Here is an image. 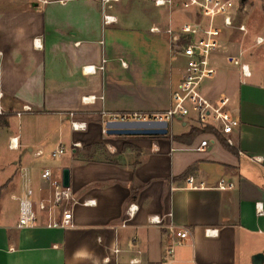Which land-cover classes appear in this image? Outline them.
I'll use <instances>...</instances> for the list:
<instances>
[{"label":"crops","instance_id":"1","mask_svg":"<svg viewBox=\"0 0 264 264\" xmlns=\"http://www.w3.org/2000/svg\"><path fill=\"white\" fill-rule=\"evenodd\" d=\"M121 1L0 0V105L7 112L0 131L17 153L11 167L0 164V177L6 175L0 179V264H162L171 236L148 219L169 214L190 232L167 258L171 264H253L264 254V83L253 79L264 82V74L250 60L242 62L251 72L244 79L224 44L213 57L217 73L201 92L212 102L231 99L241 122L233 148L218 140L198 152L210 138L203 134L189 145L166 137L107 136L111 115L169 110L185 73V60L172 52L165 31L186 15L142 0L132 18L124 7L116 9ZM104 15L114 22L105 25ZM132 24L140 30L120 32ZM26 106L31 112L23 114ZM12 119L26 129L15 133ZM75 122L86 128L74 131ZM175 122L184 132L173 135L171 123V137L199 128L192 120ZM65 142L71 155L53 159ZM46 169L60 181L69 170L76 200L95 204L72 208V229H46L47 214L38 213L35 228L18 230L25 188L34 191L36 204L49 196L41 177ZM189 177L206 188L190 190ZM220 180L234 189L217 190ZM132 205L137 211L128 220Z\"/></svg>","mask_w":264,"mask_h":264},{"label":"built area","instance_id":"2","mask_svg":"<svg viewBox=\"0 0 264 264\" xmlns=\"http://www.w3.org/2000/svg\"><path fill=\"white\" fill-rule=\"evenodd\" d=\"M102 1L104 4H109L118 0ZM154 4L158 8H167L169 12L177 10L188 15V20L183 21L179 26H175L172 22L165 31L169 37L172 52L185 60V73L173 92L172 107L166 112L158 114L111 115L108 117V121H165L171 124L175 121L192 120L197 123L199 128H212L223 138L227 146L235 147L234 134L239 130L241 122L239 117L230 110L231 99L222 97L218 102H212L203 96L201 86L205 80L213 78L217 73L213 57L223 47L222 36L225 30L247 33L244 24L237 26L241 2L239 0H154ZM103 22L105 25H110L114 22V18L104 15ZM151 31L159 33L160 29L154 28ZM256 44L263 45L264 38L258 37ZM242 55L240 53L237 58L231 57L230 61L235 66H240L244 79H249L251 72L249 66L241 62ZM84 72H95V68H84ZM1 97L2 95H0ZM84 100L87 101L88 99ZM29 112H31V108L27 106L23 108V114ZM104 115L107 116V114ZM5 116H7V112L0 105V118ZM16 116L21 117L22 113H18ZM72 128L74 131H81L86 128V125L75 122L72 123ZM203 135L210 138L201 141L200 145L195 148L198 152H203L218 142V138L213 134L204 133ZM73 146L79 147L80 144L75 143ZM13 147L14 140H11L10 148ZM65 151V148L60 146L51 154V157L53 159L60 158L65 154ZM36 155L41 157L43 154L38 152ZM22 174H25V170L22 171ZM41 177L49 188V196L36 204L34 191L29 187L25 188L22 196L18 198L17 229L35 228L39 220L38 213L47 214L46 229L67 230L74 228L72 208L76 205L91 206L95 204V201L82 203L77 201L71 188H64L62 181L54 178L49 169L44 170ZM186 183L190 190L206 188L204 182H197L193 177H189ZM216 189L230 191L234 189V185L225 180H220ZM136 211V206L129 207L127 210L128 220L134 218ZM171 218L172 214L164 217L151 216L148 219L151 226L166 230L171 236L167 257L162 264H171L169 260L173 257L175 249L190 239V232L186 228L173 224L170 221ZM122 227L125 228L126 224H123ZM206 235L209 237L216 236L217 231L207 230ZM168 257L169 260H167Z\"/></svg>","mask_w":264,"mask_h":264},{"label":"rangeland","instance_id":"3","mask_svg":"<svg viewBox=\"0 0 264 264\" xmlns=\"http://www.w3.org/2000/svg\"><path fill=\"white\" fill-rule=\"evenodd\" d=\"M141 1L142 0H122L121 3L116 6V9L122 10V7H124V9L128 13L132 14L131 17L135 18V6ZM239 1L241 2V8L237 17V26L244 24L246 26L247 33H242L237 30H225L222 36V43L225 47H229L230 51L229 54L227 53L228 56H234L237 58V51H243L244 56L243 59L241 58V62L250 60L257 61L259 71L264 74V44H256V40L258 37L264 38V0ZM185 15L187 17L186 20H188V15ZM185 15L181 14V17L185 19ZM138 27H135L132 24V26L130 27L127 26L125 29L122 28L120 32L133 33L140 30V27ZM143 30L147 32L149 31L147 25ZM235 68L241 70L240 66H235ZM253 80L257 83H264L260 78L257 79V76L254 77ZM188 125H191V123H189ZM10 127L11 130H13L15 133H18L19 128L24 130L26 129L23 121H18L16 119L11 120ZM170 130L173 135H178L184 132L183 126L181 124H178L177 122L172 123ZM187 130L188 132L190 131L189 128ZM5 134L6 130L2 129L0 131V164H5L6 166L9 165V167H11L10 162L17 155V153L8 150L5 140ZM61 146H63L66 150L63 157H69L71 155V146L67 142H65ZM5 176L6 175L2 173V177H0V179L4 178Z\"/></svg>","mask_w":264,"mask_h":264},{"label":"water","instance_id":"4","mask_svg":"<svg viewBox=\"0 0 264 264\" xmlns=\"http://www.w3.org/2000/svg\"><path fill=\"white\" fill-rule=\"evenodd\" d=\"M170 124L165 121H108L105 123V134L111 137H167ZM64 188H71L70 171L62 174ZM253 264H264V254L254 256Z\"/></svg>","mask_w":264,"mask_h":264},{"label":"trees","instance_id":"5","mask_svg":"<svg viewBox=\"0 0 264 264\" xmlns=\"http://www.w3.org/2000/svg\"><path fill=\"white\" fill-rule=\"evenodd\" d=\"M204 133H210L213 134L214 136H216L218 138V140L223 141V138H221L212 128L207 127V128H197V127H193L190 129L189 132L182 134L180 136H176V137H171V136H167L166 138H171L173 140V142H177L180 144H184V145H189L192 142H194L200 135L204 134ZM163 138V137H162ZM225 143V142H224Z\"/></svg>","mask_w":264,"mask_h":264}]
</instances>
